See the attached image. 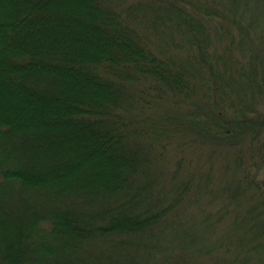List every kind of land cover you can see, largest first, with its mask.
Listing matches in <instances>:
<instances>
[{
	"label": "trees",
	"instance_id": "obj_1",
	"mask_svg": "<svg viewBox=\"0 0 264 264\" xmlns=\"http://www.w3.org/2000/svg\"><path fill=\"white\" fill-rule=\"evenodd\" d=\"M0 264H264V0H0Z\"/></svg>",
	"mask_w": 264,
	"mask_h": 264
}]
</instances>
